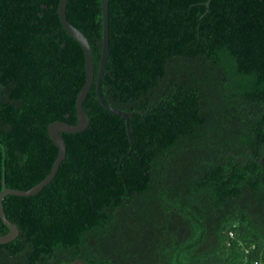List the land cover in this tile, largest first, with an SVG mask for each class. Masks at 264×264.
<instances>
[{
    "label": "trees",
    "instance_id": "1",
    "mask_svg": "<svg viewBox=\"0 0 264 264\" xmlns=\"http://www.w3.org/2000/svg\"><path fill=\"white\" fill-rule=\"evenodd\" d=\"M207 1L109 0L100 88L131 113V146L96 95L101 0H68L95 70L89 125L62 134L41 192L3 199L19 234L0 264H264V0ZM58 2L0 0V192L40 183L47 127L77 123L84 54Z\"/></svg>",
    "mask_w": 264,
    "mask_h": 264
},
{
    "label": "water",
    "instance_id": "2",
    "mask_svg": "<svg viewBox=\"0 0 264 264\" xmlns=\"http://www.w3.org/2000/svg\"><path fill=\"white\" fill-rule=\"evenodd\" d=\"M211 0H208L205 3L206 9H208ZM68 0H59L57 6V14L60 21L61 26L66 31V33L74 39L82 48L84 54V71H85V82L79 91L76 101H75V111L77 123L75 125L68 124L63 121H55L51 123L47 127V133L51 141L54 143L55 147L58 150L57 157L54 160L52 168L49 174L37 185L32 187L29 190L22 191L17 189H10L6 187L5 181L3 180L1 183L2 190L0 192V219L3 224L9 229V232L6 235L0 236V244H6L10 241L16 239L19 234L18 228L10 222L4 213L3 210V199L7 195L17 196V197H31L37 195L41 192L51 181L55 178L61 162L65 159L66 156V145L65 140L62 137V134H76L83 132L89 125L88 116L83 108V102L86 99V96L89 90L92 87V84L95 79V70L93 65V59L91 54L90 44L87 38L83 35L81 31H79L76 27L70 24L67 20L66 16V7ZM108 2L109 0H101V12H102V48H101V58L99 69L96 76L95 89L96 95L100 102V104L109 112L121 116L125 119L126 130L128 133V138L130 140V145H133L131 133H130V117L131 113L123 112L119 109H116L110 105H108L101 94V79L106 66V62L108 59V46H109V24H108ZM130 154V151L127 155ZM264 154L262 158L259 160V163L263 162ZM70 264H84L80 260H76Z\"/></svg>",
    "mask_w": 264,
    "mask_h": 264
}]
</instances>
